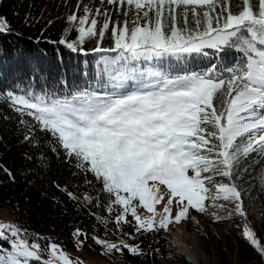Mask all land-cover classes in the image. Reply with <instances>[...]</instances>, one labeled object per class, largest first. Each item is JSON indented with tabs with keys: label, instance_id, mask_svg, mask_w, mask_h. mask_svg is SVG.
I'll list each match as a JSON object with an SVG mask.
<instances>
[{
	"label": "snow or ice",
	"instance_id": "1",
	"mask_svg": "<svg viewBox=\"0 0 264 264\" xmlns=\"http://www.w3.org/2000/svg\"><path fill=\"white\" fill-rule=\"evenodd\" d=\"M106 3L124 20H113L111 10L87 5L84 14L77 15L81 7L77 0L58 41L85 56V42L96 41L91 51L101 55L91 74L94 83L69 85L61 78L63 87L56 88L17 77L4 86L0 64V106L15 114L0 113V119L18 117L21 142L33 149L43 147L40 134L51 136L48 147L57 156L63 152L65 162L77 170L74 177L82 174L84 184L94 188L91 174L102 186L95 195L86 192L84 201L99 206L100 196L107 194L106 211L114 216L111 223L131 241L111 243L109 218L97 217L105 226V239L76 228L77 251L87 244L92 250L93 245L104 246L107 253L124 255L127 250L132 256H150L160 249L152 243L145 249L143 239L167 232L173 223H192L198 235L207 237L202 216L224 225L228 233L234 224L264 264V239L248 222L244 207L248 193L242 186L249 170L259 165L256 179L264 188V0ZM23 20L28 27L42 17L26 12ZM72 31L77 36L69 40ZM108 32L113 46L103 47ZM10 34L16 33L0 16V35ZM226 53H232L231 59ZM198 58L208 59L210 66L187 67ZM39 71L38 65H30L31 76ZM25 159L35 160L41 170L49 163L43 152ZM0 172L15 183L9 168L0 164ZM53 183L70 201L77 199L67 185ZM138 207L149 215H138ZM125 225L134 231L127 232ZM89 239L93 244L87 243ZM34 262L81 264L54 238L37 237L27 228L0 222V264Z\"/></svg>",
	"mask_w": 264,
	"mask_h": 264
},
{
	"label": "trees",
	"instance_id": "2",
	"mask_svg": "<svg viewBox=\"0 0 264 264\" xmlns=\"http://www.w3.org/2000/svg\"><path fill=\"white\" fill-rule=\"evenodd\" d=\"M29 4L33 7L29 8ZM76 4L77 0H67V2L65 0H0V16L7 18L16 33L0 35V64H2L5 77L2 82L4 86L16 80L17 77L25 82L33 79L40 86H44L47 82L49 87L56 88L63 87L59 83L61 78L67 80L69 85L84 86L94 83L91 74L95 70V61L101 55L91 51L96 46V41H86L83 45L88 51L87 56L71 52L58 43L67 26L65 17L71 11L76 10ZM107 10L112 11L113 20H124L122 15L116 13L114 6ZM26 12L42 17V21L35 23L34 26L26 27L23 20ZM47 20L54 22L47 25ZM100 21L102 22V18ZM76 36L77 33L72 31L68 39L74 40ZM102 45L103 47L113 46L110 32L106 33ZM107 55L114 56L116 53ZM226 56L231 59L232 53H226ZM217 62L212 60V63ZM171 63L175 65V59ZM30 65L39 66L40 71L36 77L30 75ZM206 66L210 65L209 60L205 58L192 60L187 65L195 70ZM85 71L90 74L88 77L81 75ZM0 113L15 116L6 106H0ZM17 119L18 117L12 121L0 119V164L15 174V183H12L0 172V180L3 181V184H0V208L14 215L19 220L22 229L27 228L37 237L54 238L57 244H63L64 249L77 251L78 238L73 235L76 228L83 229L89 236L98 235L101 239H105V226L98 222L97 217L109 218L110 241H115L117 244L121 240L131 243L128 237L116 231L115 225L111 223L114 216L109 217L106 211L107 194L100 196L99 206L96 202L89 205L84 201L83 196L86 192L95 195L102 187L96 184L94 177L89 174L94 188L84 184L82 174L74 177L72 173L77 170L65 162L63 152L61 151L57 156L48 147L47 142L52 139L51 136L40 134L43 147L38 150L31 148L27 143H22V134L17 131L16 127ZM41 152L49 157L45 170H41L35 160L25 159V155L36 157ZM259 171V165L250 169L245 175L242 186L248 193L244 198L245 205L252 211L256 223L261 226L262 239H264V188H260L256 179ZM29 181L31 183H28ZM53 182L62 186L67 185L69 190L75 193L77 199L74 202L70 201L55 187ZM54 197L59 202L54 200ZM129 219L132 218L129 216ZM124 227L129 233L134 231L128 225ZM156 241L159 243H155ZM137 242L140 240L138 239ZM87 243L93 244L90 239ZM149 243H152L154 249L158 247L160 251H153L150 256L146 257L132 256L127 253V250H124V255L114 251L104 256L103 246L93 245L94 250H92L86 244L78 253L82 256L105 259L107 264H190L175 249L169 231L147 235L143 239L142 247L146 249ZM240 246H244V241H240ZM248 259L250 260L248 264H260V259L254 251L248 254Z\"/></svg>",
	"mask_w": 264,
	"mask_h": 264
},
{
	"label": "rangeland",
	"instance_id": "3",
	"mask_svg": "<svg viewBox=\"0 0 264 264\" xmlns=\"http://www.w3.org/2000/svg\"><path fill=\"white\" fill-rule=\"evenodd\" d=\"M87 5L91 7L93 10H95L97 7H99L101 10H107V8L111 7V5H108L106 3H101V0H81V7L77 12V15H83V6ZM75 9V8H74ZM102 18V17H101ZM162 193H166L165 188H161ZM158 210L160 206H157ZM246 212L248 213V217L252 222V226L254 230L257 232L258 237L262 239L263 232L261 226L256 223L255 219L252 216V211L248 208V206H244ZM137 214L141 215L142 217L148 216L149 213L144 210L142 207L137 208ZM193 215H197L193 212ZM200 223L202 225L206 226V229L208 230V236L203 237L197 234V237L199 238L200 247L205 251V253L210 257V263L209 264H248V254L253 252L254 250L246 243L244 242V246H240V241H243L237 230L235 229V226L233 224V230L228 233L226 231V228L224 225H217L213 224L210 220L207 218H204L202 216L199 217ZM0 222H11L19 227H21L20 222L14 215L9 214L5 210L0 208ZM187 229L190 231L196 232V227L192 223H185ZM175 223L170 225L169 227V233L173 241L172 237V230L175 227ZM197 233V232H196ZM214 233H218L220 236V239H217V236ZM111 243H115V241H110ZM117 242V241H116ZM173 245L175 247L174 241ZM104 248V256L108 253L105 251ZM175 249H177L175 247ZM64 251L73 258H79L81 261V264H107L105 259H101L98 257H92V256H82L78 253V251L74 249H64ZM178 251V250H177ZM179 252V251H178ZM47 259V256L44 257ZM105 258V257H104ZM250 258V257H249ZM190 262V261H189ZM190 264H193L190 262Z\"/></svg>",
	"mask_w": 264,
	"mask_h": 264
},
{
	"label": "bare ground",
	"instance_id": "4",
	"mask_svg": "<svg viewBox=\"0 0 264 264\" xmlns=\"http://www.w3.org/2000/svg\"><path fill=\"white\" fill-rule=\"evenodd\" d=\"M239 221H240V218L237 217L235 222L238 223ZM248 222L252 226V222L249 219V217H248ZM172 237H173V241H174V244L177 250L183 256H185L191 263L193 264H209L210 263V257L205 253L202 247H200L199 238L197 237V233L195 231L188 230L184 223L175 225L174 229L172 230Z\"/></svg>",
	"mask_w": 264,
	"mask_h": 264
},
{
	"label": "water",
	"instance_id": "5",
	"mask_svg": "<svg viewBox=\"0 0 264 264\" xmlns=\"http://www.w3.org/2000/svg\"><path fill=\"white\" fill-rule=\"evenodd\" d=\"M245 206V205H244ZM185 257V256H184ZM186 258V257H185ZM187 259V258H186ZM188 260V259H187Z\"/></svg>",
	"mask_w": 264,
	"mask_h": 264
}]
</instances>
